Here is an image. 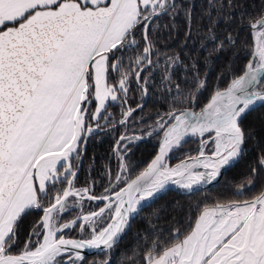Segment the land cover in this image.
Wrapping results in <instances>:
<instances>
[{
	"label": "snow or ice",
	"instance_id": "1",
	"mask_svg": "<svg viewBox=\"0 0 264 264\" xmlns=\"http://www.w3.org/2000/svg\"><path fill=\"white\" fill-rule=\"evenodd\" d=\"M174 8L171 0H0V264H83V250L110 251L142 203L169 182L189 190L212 183L241 157L245 133L240 119L250 106L264 103V17L250 24L253 59L243 75L216 91L199 112L173 109L167 120L157 122L164 133L159 154L143 172L124 179L127 169L121 163L116 184L100 197L74 185L71 161L80 157L86 105L96 103L90 118L99 128L107 101L123 95L127 102L130 76L139 84L144 61L152 63V19ZM138 26L146 42L136 57L139 70H122L116 53L138 46ZM110 70L120 74L118 86L108 84ZM143 87L146 92V81ZM133 111L123 113L122 125ZM93 131L87 125V132ZM205 133L209 139L201 140L197 157L175 167L165 163L166 154L187 135ZM210 143L214 147L206 154ZM63 182L66 187L43 205L40 198L48 195L49 184ZM85 198L104 205L60 225L62 214ZM33 208L43 212L30 233L36 244L29 239L24 250L12 254L16 229ZM77 224L82 236L66 239L64 230ZM143 264H264V191L251 200L204 207L183 239L177 233L162 248L154 242Z\"/></svg>",
	"mask_w": 264,
	"mask_h": 264
},
{
	"label": "trees",
	"instance_id": "2",
	"mask_svg": "<svg viewBox=\"0 0 264 264\" xmlns=\"http://www.w3.org/2000/svg\"><path fill=\"white\" fill-rule=\"evenodd\" d=\"M172 3L174 9L151 21L148 38L152 45V63L144 61L140 83L134 74L130 76L127 102L124 103L121 95L120 100L106 105L103 117L108 119L99 120L101 127L86 139L82 158L73 159L78 161L75 185L89 188L97 197L104 194L119 167L115 151L118 141L119 146L122 143L121 136L140 134L148 138L127 148L124 163L129 178H134L157 153L161 137L157 122L161 118L165 120L173 109L180 112L194 105V111L199 112L216 91L224 90L233 79L243 75L251 59L250 24L264 17V0H173ZM144 35V28L138 26L135 30L138 46L116 53L122 59V70H139L135 61L143 53ZM119 79L118 72L109 71V85H116ZM129 108L135 111L122 125L123 113ZM240 127L245 133L243 153L220 181L188 194L166 191L138 212L119 244L108 252L87 257L83 264L103 261L143 264L154 242L162 248L177 233L183 239L204 207L251 200L264 191V165L260 164L264 154V104L247 112L240 119ZM208 138L209 134L205 139ZM199 150V141L193 140L175 151L170 159H189ZM65 186L66 182L50 185L48 195L42 196L40 202L47 206L50 197ZM102 205L96 203L92 208L97 211ZM42 213L31 209L20 221L12 254L24 250L29 239L32 242L34 236L30 237V233L40 222Z\"/></svg>",
	"mask_w": 264,
	"mask_h": 264
},
{
	"label": "rangeland",
	"instance_id": "3",
	"mask_svg": "<svg viewBox=\"0 0 264 264\" xmlns=\"http://www.w3.org/2000/svg\"><path fill=\"white\" fill-rule=\"evenodd\" d=\"M250 29H251V27H250ZM251 34H252V29H251ZM252 37H253V35H252ZM253 48H252V53H253V51H254V38H253ZM253 59V56H251V59L250 60H252ZM249 60V61H250ZM249 63V62H248ZM248 65V64H247ZM246 70V69H245ZM117 86H118V83L116 84ZM108 103H114V102H112V101H107L106 102V105L108 104ZM96 103L94 102V100H93V102H91L90 104H88V105H86V107L89 109V113H88V115L86 116V128H85V133H84V138H85V135H86V132H87V125H91L93 128H95V131H93L92 133H94V132H97V130H99L98 128H96V122L95 121H93V120H91V114H93L94 112H95V109H96ZM195 112V111H194ZM128 119V118H127ZM165 120H167V118L165 119ZM121 124V123H120ZM161 132V137H162V134H163V132L162 131H160ZM123 136H125V135H123ZM126 137H128V139H125V140H123L122 141V143H121V145L119 146V152H120V155H118L117 154V151H115V157H116V160L118 161V163H119V167H118V169H117V171L112 175V180H111V182H110V184H109V186L107 187V188H109V187H111L112 185H114V184H116V177H117V174H119V173H121V163H123L124 165H125V163H124V158H125V156L128 154V146L129 145H132V144H135V143H137L138 141H141V140H145V141H147L148 140V138H147V136L146 137H143V136H141L140 134H132V135H126ZM161 137H160V140H161ZM84 138L83 139H81L80 141H79V149L82 151V149H83V144H84ZM203 140H205V137L204 138H202ZM201 139V140H202ZM201 140H198L199 141V143L201 144ZM81 143H82V149H81ZM160 143V142H159ZM214 147V145L213 144H208L206 147H205V152H206V154H210V152L212 151V148ZM200 149H201V146H200ZM117 150V149H116ZM82 153V152H81ZM199 153H200V150H199V152L194 156V157H192V158H189V159H185V158H183V159H179V160H176V161H171V159H169V160H167L166 161V164H168V166L169 167H175L176 165H178V164H180V163H182V162H185V161H190V160H192L193 158H195V157H197L198 155H199ZM123 156V161H121V159H120V156ZM81 156V155H80ZM80 159V158H79ZM178 161V162H177ZM77 160L76 161H71V163L74 165V168H73V171H77V169H78V167H77ZM127 169V168H126ZM62 170V169H61ZM201 170V169H200ZM202 171V170H201ZM71 178V177H70ZM76 178V177H75ZM123 178L124 179H128L129 178V176H128V170L126 171V172H124L123 173ZM213 183V182H212ZM212 183H209V184H204V185H199V186H194V188L193 189H191V190H189V189H183V188H181V187H179L178 185H176V184H174V185H172L171 186V189H169V190H174V191H176V192H179V193H183V194H188V193H191V192H193V191H196V190H198V189H201V188H205V187H211L210 185L212 184ZM50 185H52L51 183L49 184V186ZM74 185H75V179H74ZM123 184H121V186H122ZM37 187H38V185H37ZM66 187V186H65ZM75 187L77 188V189H83V188H86V187H77L76 185H75ZM106 188V189H107ZM168 191V190H167ZM166 192V191H165ZM164 192V193H165ZM104 193H105V191H104ZM162 195V194H161ZM100 197V196H99ZM76 198H70V200H75ZM154 201V200H153ZM96 203H102L103 205H104V202L103 201H101V200H95V201H90V200H88L87 198H85L81 203H79V204H77L76 206H74V207H70L69 208V210L68 211H66L65 213H63L62 214V218L61 219H59V224L60 225H62V224H64V223H68L67 222V218H73V220L74 219H76L78 216H80L82 213H89V212H91V211H95L92 207L96 204ZM150 204V203H149ZM103 205H102V207H103ZM34 209V208H33ZM42 216H43V213H42ZM42 216H41V219H42ZM41 219H40V221H41ZM70 221H72V220H69V222ZM40 223V222H39ZM38 223V224H39ZM40 230L41 231H43V228H42V225H41V227H40ZM64 236H65V238H73V239H78V238H80L81 236H82V233H81V230H80V227H79V224H77L75 227H73V228H71V229H69L68 231H65L64 230ZM36 236H34L33 237V240H32V243H35L36 244V238H35ZM41 239V241H42V237L40 238ZM28 244V243H27ZM26 244V245H27ZM25 245V246H26Z\"/></svg>",
	"mask_w": 264,
	"mask_h": 264
},
{
	"label": "water",
	"instance_id": "4",
	"mask_svg": "<svg viewBox=\"0 0 264 264\" xmlns=\"http://www.w3.org/2000/svg\"><path fill=\"white\" fill-rule=\"evenodd\" d=\"M171 2H173V0H171ZM155 18V17H154ZM226 89V88H225ZM221 91H223V90H221ZM211 99V98H210ZM264 103H262V102H257L256 104H254V105H252V106H250V108H249V110H247L243 115H242V117L247 113V112H249V111H251V110H253V109H255V108H257V107H259V106H261V105H263ZM141 107V106H140ZM140 107H138V108H140ZM193 108H194V105H193ZM189 109L188 111H190V112H194V109ZM99 130H97V132H98ZM164 134V133H163ZM163 134H162V137H163ZM91 135V133H88V132H86V135H85V138H84V144H83V149H82V153H81V156H80V159L82 158V155H83V151H84V146H85V142H86V139L89 137ZM208 135V133H205L204 134V136L203 137H201L199 134H197L196 136H192V135H187L186 137H185V139L182 141V143L178 146V147H175V148H173L172 150H170L167 154H166V156H165V163H166V161L167 160H169L170 159V157H171V155L175 152V151H177L179 148H181L184 144H186L187 142H190V141H193V140H201L202 138H204V137H206ZM212 136H214V133H212L211 134ZM162 137H161V140H162ZM209 139V138H208ZM208 139H205V140H208ZM161 140H160V143H161ZM160 143H159V146H158V150H157V153H156V155L154 156V158L159 154V148H160ZM200 146H201V144H200ZM153 158V159H154ZM152 159V160H153ZM240 159V158H239ZM238 159V160H239ZM152 160H151V162H152ZM150 162V163H151ZM238 162V161H237ZM237 162H235L232 166H230V167H227L226 169H224L223 171H222V173L220 174V176L217 178V180L216 181H214L210 186H213L214 184H216L218 181H220V179L222 178V176H223V174H224V172L226 171V170H228V169H230L231 167H233ZM149 163V164H150ZM148 164V165H149ZM147 165V166H148ZM147 168V167H146ZM145 168V169H146ZM76 173L78 174V170L76 171ZM77 176V175H76ZM135 178V177H134ZM133 178V179H134ZM75 179V178H74ZM169 189H171V187H168V188H166V189H164L163 191H161V192H159L154 198H152L149 202H147V203H145L140 209H139V211L143 208V207H145V206H147L149 203H151L153 200H155L157 197H159L161 194H163L165 191H167V190H169ZM39 210V209H38ZM138 211V212H139ZM138 214V213H137ZM137 214H135L134 215V217L131 219V221L136 217V215ZM130 225H131V223H130ZM129 228L130 227H128V228H126V231L124 232V233H122L121 234V238L118 240V242L113 246V248L117 245V244H119L120 242H121V240L125 237V235L127 234V232H128V230H129ZM69 229H65V231H68ZM66 239H73V238H66ZM112 248V249H113ZM101 253H105V252H101V251H99V250H96V249H88V250H83L82 251V255L84 256V260L87 258V257H89V256H94V255H97V254H101Z\"/></svg>",
	"mask_w": 264,
	"mask_h": 264
},
{
	"label": "bare ground",
	"instance_id": "5",
	"mask_svg": "<svg viewBox=\"0 0 264 264\" xmlns=\"http://www.w3.org/2000/svg\"><path fill=\"white\" fill-rule=\"evenodd\" d=\"M172 185H174V184L171 183V182H169V183L166 185L165 189L168 188V187H171ZM163 190H164V189H163ZM163 190H161V191H163ZM150 200H151V199H149V200L143 202L142 205L140 206V208H141L145 203L149 202Z\"/></svg>",
	"mask_w": 264,
	"mask_h": 264
},
{
	"label": "built area",
	"instance_id": "6",
	"mask_svg": "<svg viewBox=\"0 0 264 264\" xmlns=\"http://www.w3.org/2000/svg\"><path fill=\"white\" fill-rule=\"evenodd\" d=\"M202 170V169H201ZM202 185H204V184H202Z\"/></svg>",
	"mask_w": 264,
	"mask_h": 264
}]
</instances>
